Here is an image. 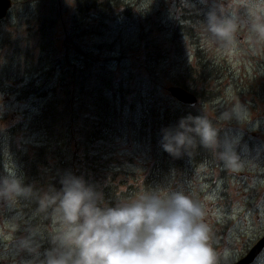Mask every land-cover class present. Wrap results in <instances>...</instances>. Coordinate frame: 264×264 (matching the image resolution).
I'll list each match as a JSON object with an SVG mask.
<instances>
[{
  "label": "rangeland",
  "instance_id": "rangeland-1",
  "mask_svg": "<svg viewBox=\"0 0 264 264\" xmlns=\"http://www.w3.org/2000/svg\"><path fill=\"white\" fill-rule=\"evenodd\" d=\"M56 1L13 0L8 15L0 21V66L10 64L5 57L13 55L12 80L7 86L8 74H4L6 83L2 82L0 86V141L11 155L9 160L19 171L13 153L22 151V155L31 154L39 139L43 141L41 132L32 133L26 126L48 103L52 89H58L62 77L59 63L64 68L77 69L84 65L82 55L86 53L92 56L91 62L97 65L92 66L95 72L101 66L109 72L112 88L108 92L109 101L123 115V135L120 134L113 142L112 148L121 171L116 182L119 184V190L126 194L124 197L137 194L144 188L153 156L148 141L138 139L135 127L130 128V121H136L139 125L144 105L148 103V90L154 87L148 83V69L152 70L154 67L156 72L159 71L155 75L161 78V81L155 86L162 95L169 96L168 89L175 86L171 82L172 76L197 63L194 54L198 48L203 60L209 61L218 69V80L211 83L217 88L218 97L205 104L210 117L214 119L218 115L217 101L233 102L239 98L249 107L252 113L251 124L241 126L233 121L225 125V129L229 134L241 137L237 151L243 158L254 160L258 167L254 170L246 169L239 174L228 173L213 159V163L200 167L187 164L180 170H171L147 188L166 186L175 171V180L184 183L187 191L204 204L205 222L212 230L213 247L220 253H223L225 248L229 249L230 255L226 262L240 259L264 234V209H256L254 203L264 197V171L261 170L264 169V50L258 55H252L247 46L242 45V51L229 57L217 53L215 47L209 43L202 45V29L198 21L204 17L183 5L182 0L180 3L178 0H122L123 6L113 10L115 17L111 20L101 19L97 15L98 11L90 12L87 18H82V28L78 29L77 34L74 27L78 16L75 14L73 0H58L61 16L57 18L53 28V43L49 56L47 49L37 47L39 38L36 31L38 20H54L51 9H55ZM191 2L197 8H203L199 0ZM179 5L193 13L195 29L194 37L183 39L182 52L175 56V48L168 42ZM48 25L51 26V22ZM28 39H31L32 47L35 46L29 60L33 66L24 63L23 58ZM154 39L160 41L159 52L154 56H160L161 60L156 65L148 62L142 46V42L143 45L148 43L151 46ZM165 52L168 53V60L163 62ZM41 54L47 55L48 63ZM54 63L58 68L52 74L47 73L45 68L40 72H31L32 67L40 69ZM30 82H33L38 90L26 100L18 98L16 93H11L13 88H21ZM229 88L232 89L231 97L226 96ZM33 91V88L27 87L24 93ZM130 113L135 114L130 116ZM9 134L13 135L12 142ZM221 135L223 136L224 132ZM20 209L22 210V206L18 205L16 209L0 208V238L6 243L10 244L14 236L25 235L24 224H21L15 233L8 223L20 213L29 220ZM3 241H0V256L5 255ZM50 247L41 248V253ZM7 256L8 259H0V264H12L11 253ZM30 258L27 253H22L17 259Z\"/></svg>",
  "mask_w": 264,
  "mask_h": 264
},
{
  "label": "clouds",
  "instance_id": "clouds-1",
  "mask_svg": "<svg viewBox=\"0 0 264 264\" xmlns=\"http://www.w3.org/2000/svg\"><path fill=\"white\" fill-rule=\"evenodd\" d=\"M182 4L204 19L202 45H213L217 53L232 56L242 51L258 55L264 50V0H191ZM243 34V38H241ZM189 59L190 54L188 53ZM232 89L226 91L231 97ZM219 104L218 115L210 117L206 105L200 115L182 117L178 125L162 129L160 146L174 158L193 156L198 147L208 151L228 173H242L258 166L237 151L241 137L229 134L225 125L235 121L251 124L252 113L239 98ZM193 108L196 106L193 105ZM223 125V127L221 126ZM224 132L222 136L221 133ZM264 171V169H261ZM173 171L166 186L144 187L137 194L119 197L115 206L105 203L102 191L83 176L64 172L57 189L49 184L37 188L26 184L16 166L5 159L0 175V208L16 209L23 201L35 205L31 219L47 222L31 224L22 213L8 223L16 233L24 224L25 235L4 242V256L11 253L12 264H221L229 249L220 253L213 247L211 228L205 222V206L175 180ZM264 209V197L254 202ZM47 236L51 247L41 253L40 241ZM22 253L30 259L18 260ZM253 264H264V250Z\"/></svg>",
  "mask_w": 264,
  "mask_h": 264
},
{
  "label": "trees",
  "instance_id": "trees-1",
  "mask_svg": "<svg viewBox=\"0 0 264 264\" xmlns=\"http://www.w3.org/2000/svg\"><path fill=\"white\" fill-rule=\"evenodd\" d=\"M178 1L180 3V0ZM72 3L75 14L78 16L74 27L76 34L82 28L81 19L87 18L90 12L98 11L97 15L101 19L111 20L115 17L113 10L123 6L122 0H73ZM54 4L55 9H51L54 15V20L50 21L52 25H48L50 22L45 19L38 20L36 31V36L39 38L37 47L47 49L49 56L53 43V28L57 18L61 16L59 1L57 0ZM175 16L168 44L175 48V56H178L184 47L182 40L194 37L195 18L190 10H186L180 5L176 9ZM158 43L160 41L156 39L151 42V46L148 43L143 45L142 42L148 62L154 65L161 60L160 56H154L159 52ZM25 45L23 58L25 59L24 63L27 64L31 60L30 56L33 54L35 46L32 47L31 39L26 40ZM41 55H44V59L48 63L47 55ZM82 57L84 65L77 69L64 68L58 62L62 72L59 87L52 89V96L48 103L40 114L33 120L31 119L26 126V129L31 130L32 133L41 132L43 141L39 139L31 154L22 155V151H17L13 153V156L19 166L18 172L24 177L26 184H35L37 188H45L52 184L59 189L61 187L60 176L64 172L71 171L76 176H83L88 183L96 185L97 190L102 191L105 203L115 206L118 198L126 195L119 190V184L116 182L121 171L112 149L113 142L120 137V134L123 135L121 130L123 115L109 101L108 92L112 89L109 72L107 73L103 66L97 68L95 72L92 66L97 65L95 62H91L92 56L83 53ZM5 58L10 64L0 66V86L4 82V74H8L7 86L12 80L13 55H6ZM194 59L197 60V63L174 74L171 82L197 98L198 104L195 108L178 103L170 96L162 95L155 86L158 81H161V78L155 75L159 71L156 72L154 67L152 70L148 69V83L153 84L154 87L148 90V103L144 105L143 117L138 119L139 125L136 121H130V128L135 127L138 139L148 141V147H150L153 156V161H150L151 166L148 167V178L144 182L146 188L148 185L154 184L164 174L170 173L171 170L185 168L187 164L192 167H200L203 164L213 163L211 154L202 147H198L191 157L184 155L181 158H174L163 151L160 146L162 129L177 126L179 120L189 114L200 115L198 109L218 97L217 88L215 85H211L218 80L219 76L216 74L218 69L209 61L203 60V55L198 48ZM167 60L168 53L165 52V58L162 61ZM44 68L47 69V73L52 74L58 67L55 63L47 67L42 66L40 69L32 67L31 72H40ZM27 87L33 88L34 91L24 93ZM37 90L38 88L34 87L33 82H30L25 83L21 88H13L11 93H16L18 98L26 100L31 94H36ZM44 95L45 93H43ZM134 114L130 113V116ZM9 139L12 142L13 135L9 134ZM156 151L159 153L156 154ZM10 156L3 142L0 141V175L4 174L5 159H9ZM20 203L18 204V206H22V210H20L23 211L31 224L46 226L47 222L45 221L31 219L34 204L29 207L23 201ZM40 243L42 249L51 246L47 236ZM232 260L226 262L222 259L221 264H232L234 262Z\"/></svg>",
  "mask_w": 264,
  "mask_h": 264
},
{
  "label": "water",
  "instance_id": "water-1",
  "mask_svg": "<svg viewBox=\"0 0 264 264\" xmlns=\"http://www.w3.org/2000/svg\"><path fill=\"white\" fill-rule=\"evenodd\" d=\"M12 8L11 0H0V21L6 18L10 9ZM169 96L174 99L176 102L192 107L197 105V98L190 92L184 90L178 86H171L168 89ZM264 118V111L262 113ZM264 250V234L263 236L247 251V253L237 260L234 264H253L254 259L257 254Z\"/></svg>",
  "mask_w": 264,
  "mask_h": 264
}]
</instances>
